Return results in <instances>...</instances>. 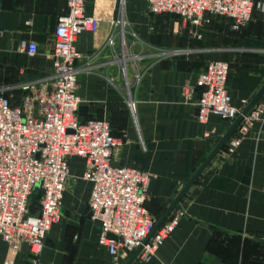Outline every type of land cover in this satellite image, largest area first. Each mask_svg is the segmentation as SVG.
<instances>
[{"label":"crops","instance_id":"0c3cea01","mask_svg":"<svg viewBox=\"0 0 264 264\" xmlns=\"http://www.w3.org/2000/svg\"><path fill=\"white\" fill-rule=\"evenodd\" d=\"M119 2H88L100 27L84 31L76 42L82 55L78 112L85 120L110 121L121 140L113 153L115 165L151 173L146 207L159 219L233 123L217 116L200 123L199 91L187 94L186 88L196 85L210 60H225L230 64L227 88L233 103L244 109L243 100L249 103L264 84V13L255 9L237 31L231 19L214 16L198 42L180 17L150 13L146 0H125L129 28L137 34L132 51L143 55L142 79L131 90L134 116L125 77L105 45ZM66 11V0H0V92L10 94L14 103L27 94L25 83L53 74L54 31ZM22 40L37 42L38 54L21 51ZM115 50L121 53L119 39ZM69 164L62 216L41 253L33 255L27 244L15 250L0 236V264H125L129 259V253L120 251L115 258L99 245L84 160L73 156ZM174 212L182 213L179 224L156 256L147 261L137 257L132 264H264V119L253 123L234 152L223 147Z\"/></svg>","mask_w":264,"mask_h":264},{"label":"built area","instance_id":"2783aa9c","mask_svg":"<svg viewBox=\"0 0 264 264\" xmlns=\"http://www.w3.org/2000/svg\"><path fill=\"white\" fill-rule=\"evenodd\" d=\"M120 1L105 45L114 51L119 73L125 77L128 105L135 116L131 90L142 79L139 60L143 55L132 51L137 34L129 28ZM146 1L152 14L180 17L189 36L198 40L204 39V30L214 16L231 19V28L237 31L251 20L255 9L264 13V0ZM88 2L66 0L67 11L54 31L51 77L25 83L23 88L28 92L19 103H14L10 94L0 92V236L15 250L27 244L35 256L41 253L49 231L62 216L73 156L84 160L83 178L92 183L88 205L91 218L100 225L98 243L115 258L120 251L132 254L158 221L146 207L151 173L135 166L115 165L113 153L121 140L113 134L110 121L85 120L78 112L81 98L77 87L82 71L78 62L82 55L76 42L84 31L96 32L100 27V19L88 11ZM118 39L121 53L115 50ZM20 50L34 56L39 46L35 41L22 40ZM229 71V62L210 60L196 85L186 88L187 94L199 91L196 104L200 123H208L211 116L233 122L242 112L227 88ZM243 102L248 104L246 99ZM259 119H264L261 100L227 141L228 152L241 145ZM37 190L41 193L39 205L32 212L30 200ZM181 214L173 212L143 245L139 258L147 261L156 256L179 224Z\"/></svg>","mask_w":264,"mask_h":264},{"label":"water","instance_id":"95a60500","mask_svg":"<svg viewBox=\"0 0 264 264\" xmlns=\"http://www.w3.org/2000/svg\"><path fill=\"white\" fill-rule=\"evenodd\" d=\"M264 95V84L253 97V99L247 104V106L242 110V112L238 115V117L233 121L230 125L228 130L220 137L218 143L215 145L213 150L210 154L206 157L204 162L200 165V167L196 170V172L190 177L184 187L180 190L177 196L173 199L170 205L167 207L165 212L159 217L155 228L153 231L148 235V237L144 240L143 244L140 245L129 257L125 264H132L135 259L140 254L141 250L143 249V245L149 241L155 231L169 218V216L174 212L177 208L183 197L189 191V189L194 185L197 179L200 177L202 172L206 169L209 163L214 159V157L223 149L226 145L227 141L230 137L235 133L241 122L243 121L244 117L252 110V108L262 99Z\"/></svg>","mask_w":264,"mask_h":264},{"label":"rangeland","instance_id":"374dc122","mask_svg":"<svg viewBox=\"0 0 264 264\" xmlns=\"http://www.w3.org/2000/svg\"><path fill=\"white\" fill-rule=\"evenodd\" d=\"M121 2V1H120ZM120 2H119V7H120ZM165 14H171V13H165ZM165 14H160V15H165ZM171 15H173V14H171ZM174 17V16H173ZM177 21H178V19H179V17L178 16H176V17H174ZM181 22V21H180ZM212 24H213V20H212V23L210 24V25H208L207 27H210V26H212ZM196 41V40H195ZM198 42L200 41V40H197ZM201 44H196V46H197V48H199V46H200ZM200 49V48H199ZM128 97H129V93H128ZM39 200H40V195H39V190H37V191H34V193H33V195H32V197H31V200H30V202H31V211L32 212H34L36 209H37V207H38V205H39Z\"/></svg>","mask_w":264,"mask_h":264},{"label":"bare ground","instance_id":"6f19581e","mask_svg":"<svg viewBox=\"0 0 264 264\" xmlns=\"http://www.w3.org/2000/svg\"><path fill=\"white\" fill-rule=\"evenodd\" d=\"M122 5H123V7H124V5H125V0H122Z\"/></svg>","mask_w":264,"mask_h":264},{"label":"trees","instance_id":"16d2710c","mask_svg":"<svg viewBox=\"0 0 264 264\" xmlns=\"http://www.w3.org/2000/svg\"><path fill=\"white\" fill-rule=\"evenodd\" d=\"M39 195L41 196V193L39 192Z\"/></svg>","mask_w":264,"mask_h":264}]
</instances>
